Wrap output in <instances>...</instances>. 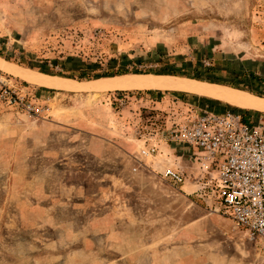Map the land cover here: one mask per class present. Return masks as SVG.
Listing matches in <instances>:
<instances>
[{"label": "rangeland", "instance_id": "obj_1", "mask_svg": "<svg viewBox=\"0 0 264 264\" xmlns=\"http://www.w3.org/2000/svg\"><path fill=\"white\" fill-rule=\"evenodd\" d=\"M0 57L94 85L118 69L264 98V0H0ZM82 70L92 78L77 80ZM0 74L23 88L18 103L0 99V264H264V249L202 186L186 149L169 143L181 157L166 164L185 176L176 187L158 172L161 157L138 156L134 134L161 135L186 99L245 121L264 111L172 89L150 108L145 89L66 90ZM112 105L123 118L113 138L129 137L127 150L94 141L104 129L95 120ZM149 111L157 119L145 120ZM85 113L92 132L76 126Z\"/></svg>", "mask_w": 264, "mask_h": 264}, {"label": "built area", "instance_id": "obj_2", "mask_svg": "<svg viewBox=\"0 0 264 264\" xmlns=\"http://www.w3.org/2000/svg\"><path fill=\"white\" fill-rule=\"evenodd\" d=\"M21 90L0 74V99L18 103ZM125 101V95L117 100L120 105ZM185 104L184 110L169 115V127L161 135L154 129H134L141 142L138 156L159 154V141L184 147L200 171L199 179L204 177L202 186H208L232 221L264 249V112L245 121L231 108ZM156 114L147 112L145 120L157 119ZM158 172L173 186L185 182L178 167L166 166Z\"/></svg>", "mask_w": 264, "mask_h": 264}, {"label": "bare ground", "instance_id": "obj_3", "mask_svg": "<svg viewBox=\"0 0 264 264\" xmlns=\"http://www.w3.org/2000/svg\"><path fill=\"white\" fill-rule=\"evenodd\" d=\"M0 70L17 75L25 81L49 88L66 90H87L93 87L101 89H172L216 98L243 108L264 111V98L219 84L174 75L123 74L115 76L116 78L114 77L113 81L94 85L85 81L43 75L29 69L17 67L1 57Z\"/></svg>", "mask_w": 264, "mask_h": 264}, {"label": "crops", "instance_id": "obj_4", "mask_svg": "<svg viewBox=\"0 0 264 264\" xmlns=\"http://www.w3.org/2000/svg\"><path fill=\"white\" fill-rule=\"evenodd\" d=\"M116 90L118 91V90H126V89H116ZM127 90H129V89H127ZM145 90H147V93L145 95L141 96L140 100L143 101V99H144V100H147L148 102H151L152 104L150 105L151 106L150 108H153L154 106L160 105L159 103L161 101H163V98H164V96H162V93H163L162 91L163 90H157V89L155 91H154V89L153 90L152 89H145ZM112 98L113 99L115 98L114 95L112 96ZM101 102L102 101H100V103ZM188 102H192L191 99H186L185 100V103H188ZM106 111H107L108 115H105V116H103V118L97 119L95 121H97L99 126H101L104 129H107L108 131H104V129L97 130L96 131L97 135L96 136L93 135L94 141L97 143L98 146L100 145V147H101V146L104 145V143H106L108 141H111V140H114L121 147H124L127 150L128 149V141H127V144L124 145V143L122 142V140H124V139H122V138H126L127 140H130L129 137H126V136L124 137V135H123L121 137H116V138L114 137L113 138V136H116L113 133L114 131H116L115 126L113 125V122L120 124L122 122L123 118L118 115L119 111L116 110V108L113 105L110 106V107L109 106L106 107ZM83 117L85 118V120L80 119L79 120V124L76 125V126H78V128L80 130H88L89 132H92V130L89 129V125L86 123V122H88L89 116L85 113V115H83ZM129 118L131 119L132 117H129ZM126 123H128V121H126ZM109 132H112V133H109ZM110 134H112V135H110ZM116 134H117V131H116ZM131 142H132V140H131ZM161 145H162L161 146L162 150L164 149L165 152L168 153V155L165 154V152H164V153H159V154L154 155V156H150L152 158H156V157H161L162 158L163 165L162 166L159 165L160 168H164V167L168 166L166 164V162L171 161L170 157H173V158L181 157L180 154H179L180 149L171 148L169 144H167V143L164 144V142H162ZM145 157H147V156H145ZM171 162L173 164H176V162L173 159H172ZM177 165H178V162H177Z\"/></svg>", "mask_w": 264, "mask_h": 264}, {"label": "trees", "instance_id": "obj_5", "mask_svg": "<svg viewBox=\"0 0 264 264\" xmlns=\"http://www.w3.org/2000/svg\"><path fill=\"white\" fill-rule=\"evenodd\" d=\"M123 72H126V71H123V70H116V71H114V73H113V75H118V74H121V73H123ZM172 74H174V73H172ZM108 75H110L109 73H101L100 74V76L102 77V76H108ZM92 76L93 75H91L90 73H89V71H85V70H82V71H80L79 72V74L76 76V79L77 80H82V79H84V78H87V79H89V78H92ZM242 117H243V120H246L247 119V116L246 115H242Z\"/></svg>", "mask_w": 264, "mask_h": 264}]
</instances>
